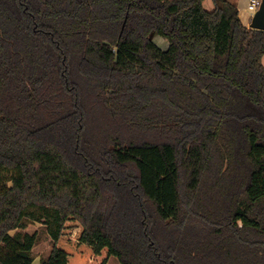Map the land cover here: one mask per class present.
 Returning <instances> with one entry per match:
<instances>
[{
  "label": "trees",
  "instance_id": "obj_1",
  "mask_svg": "<svg viewBox=\"0 0 264 264\" xmlns=\"http://www.w3.org/2000/svg\"><path fill=\"white\" fill-rule=\"evenodd\" d=\"M212 1L0 0V264L28 218L39 264H264V29Z\"/></svg>",
  "mask_w": 264,
  "mask_h": 264
},
{
  "label": "rangeland",
  "instance_id": "obj_2",
  "mask_svg": "<svg viewBox=\"0 0 264 264\" xmlns=\"http://www.w3.org/2000/svg\"><path fill=\"white\" fill-rule=\"evenodd\" d=\"M203 7L206 10H211L214 7V3L212 0H203L202 2ZM250 14L253 15L250 11H248ZM151 40L158 45L161 49H166L168 47V42L161 36H159L156 32H152L150 34ZM262 62L264 64V58L262 59ZM12 176V173L10 172H0V187L4 184L9 185L10 184V177ZM35 212H33V216H38L39 213L37 212V209H34ZM26 227L22 229H18V231L22 234L27 233L29 235L35 233V243L32 246V249L30 251L31 256L33 258L34 264H39L41 261L47 259L51 247H52V240L50 239L49 234L47 233L46 226L44 224L43 218L40 220L37 219H26ZM73 227L69 231H66V235L70 236V239L72 241H77L78 235H79V226H74L76 223H71ZM11 234L14 233V231L10 232ZM107 264H120L119 261L115 256H110V258L107 261Z\"/></svg>",
  "mask_w": 264,
  "mask_h": 264
},
{
  "label": "water",
  "instance_id": "obj_3",
  "mask_svg": "<svg viewBox=\"0 0 264 264\" xmlns=\"http://www.w3.org/2000/svg\"><path fill=\"white\" fill-rule=\"evenodd\" d=\"M248 27L264 29V0L260 1L258 8L254 11Z\"/></svg>",
  "mask_w": 264,
  "mask_h": 264
},
{
  "label": "crops",
  "instance_id": "obj_4",
  "mask_svg": "<svg viewBox=\"0 0 264 264\" xmlns=\"http://www.w3.org/2000/svg\"><path fill=\"white\" fill-rule=\"evenodd\" d=\"M232 3H234L238 9V15L244 25H249L252 14H250L247 9V4L249 0H228ZM264 58V56H263ZM262 58V59H263ZM110 258V257H109ZM108 258V259H109ZM107 264V263H106Z\"/></svg>",
  "mask_w": 264,
  "mask_h": 264
},
{
  "label": "built area",
  "instance_id": "obj_5",
  "mask_svg": "<svg viewBox=\"0 0 264 264\" xmlns=\"http://www.w3.org/2000/svg\"><path fill=\"white\" fill-rule=\"evenodd\" d=\"M261 0H249L247 4V9L254 13V11L258 8Z\"/></svg>",
  "mask_w": 264,
  "mask_h": 264
}]
</instances>
